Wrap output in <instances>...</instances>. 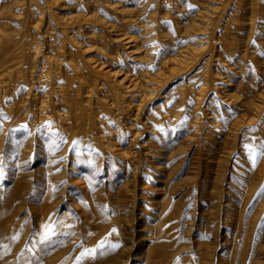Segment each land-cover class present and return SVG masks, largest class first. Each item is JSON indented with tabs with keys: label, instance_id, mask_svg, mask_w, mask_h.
Segmentation results:
<instances>
[{
	"label": "rangeland",
	"instance_id": "1",
	"mask_svg": "<svg viewBox=\"0 0 264 264\" xmlns=\"http://www.w3.org/2000/svg\"><path fill=\"white\" fill-rule=\"evenodd\" d=\"M0 264H264V0H0Z\"/></svg>",
	"mask_w": 264,
	"mask_h": 264
},
{
	"label": "bare ground",
	"instance_id": "2",
	"mask_svg": "<svg viewBox=\"0 0 264 264\" xmlns=\"http://www.w3.org/2000/svg\"><path fill=\"white\" fill-rule=\"evenodd\" d=\"M166 117V116H165ZM166 119V118H165Z\"/></svg>",
	"mask_w": 264,
	"mask_h": 264
}]
</instances>
